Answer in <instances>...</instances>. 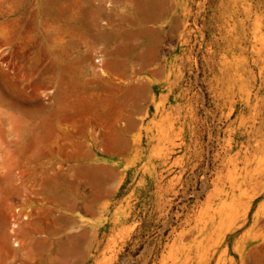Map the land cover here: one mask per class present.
Returning a JSON list of instances; mask_svg holds the SVG:
<instances>
[{
  "label": "rangeland",
  "instance_id": "obj_1",
  "mask_svg": "<svg viewBox=\"0 0 264 264\" xmlns=\"http://www.w3.org/2000/svg\"><path fill=\"white\" fill-rule=\"evenodd\" d=\"M0 264H264V0H0Z\"/></svg>",
  "mask_w": 264,
  "mask_h": 264
}]
</instances>
